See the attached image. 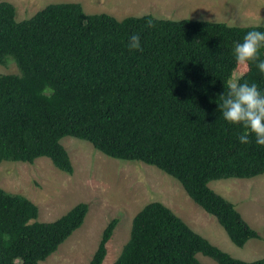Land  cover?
Masks as SVG:
<instances>
[{
	"label": "trees",
	"instance_id": "trees-1",
	"mask_svg": "<svg viewBox=\"0 0 264 264\" xmlns=\"http://www.w3.org/2000/svg\"><path fill=\"white\" fill-rule=\"evenodd\" d=\"M16 15L14 3L0 2V64L12 57L20 69L0 74V164L47 157L72 174L62 139L73 136L112 158L142 161L179 180L237 246L261 237L237 205L211 187L215 180L264 175V147L254 136L240 144L245 129L218 110L235 72H241L237 82L264 89V73L236 63L233 51L257 25L152 14L117 23L112 14L87 13L81 2L51 3L22 21ZM132 34L140 35L142 51L126 47ZM88 212L89 204L80 202L54 221H39L35 202L0 187V264H40ZM119 222L110 221L89 264H103ZM199 254L217 264H264V257H234L161 201L135 215L113 264H205Z\"/></svg>",
	"mask_w": 264,
	"mask_h": 264
},
{
	"label": "rangeland",
	"instance_id": "rangeland-1",
	"mask_svg": "<svg viewBox=\"0 0 264 264\" xmlns=\"http://www.w3.org/2000/svg\"><path fill=\"white\" fill-rule=\"evenodd\" d=\"M1 1L16 5L18 21L32 17L51 3L81 2L87 13L105 12L118 19L152 14L171 20L190 18L240 26L264 25V0ZM238 72L232 82H237ZM10 73H20L12 57L9 63L0 64V74ZM62 142L74 164L72 174L60 170L47 157L38 158L33 163L3 161L0 164V187L23 194L35 202L40 209L39 221H54L80 202L89 204L84 224L40 264H89L105 228L112 219L119 218L103 262L113 264L130 239L135 215L153 201L171 207L197 232L234 257L248 261L264 257V175L211 182V187L234 202L261 235L239 247L218 219L193 201L179 180L158 167L142 161L112 158L90 142L73 136L64 137ZM198 257L205 264H217L203 254Z\"/></svg>",
	"mask_w": 264,
	"mask_h": 264
},
{
	"label": "clouds",
	"instance_id": "clouds-1",
	"mask_svg": "<svg viewBox=\"0 0 264 264\" xmlns=\"http://www.w3.org/2000/svg\"><path fill=\"white\" fill-rule=\"evenodd\" d=\"M153 18L147 21L149 27L154 26ZM117 23L120 20L117 19ZM247 31L240 41L234 45V58L238 64H253L260 73H264V31ZM126 47L129 51H142L139 34L130 35ZM218 110L223 119L231 125H242L244 133L237 137L240 144H249L250 137H255V143L264 147V89L257 83L230 82L227 90L219 96Z\"/></svg>",
	"mask_w": 264,
	"mask_h": 264
},
{
	"label": "crops",
	"instance_id": "crops-1",
	"mask_svg": "<svg viewBox=\"0 0 264 264\" xmlns=\"http://www.w3.org/2000/svg\"><path fill=\"white\" fill-rule=\"evenodd\" d=\"M219 5H220V3H219ZM219 5H218V6H219ZM209 21H211V20H209Z\"/></svg>",
	"mask_w": 264,
	"mask_h": 264
}]
</instances>
